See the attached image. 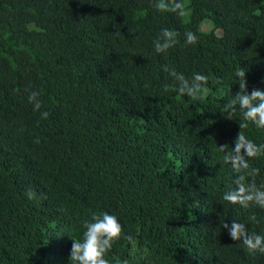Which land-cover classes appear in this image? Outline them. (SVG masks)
<instances>
[{
	"label": "trees",
	"instance_id": "trees-1",
	"mask_svg": "<svg viewBox=\"0 0 264 264\" xmlns=\"http://www.w3.org/2000/svg\"><path fill=\"white\" fill-rule=\"evenodd\" d=\"M155 2L0 0V264H69L101 212L122 225L109 264H264L222 228L264 235V209L223 200L236 174L217 147L240 131L224 118L236 71L264 90V0H184L182 17ZM164 28L179 36L157 53ZM163 66L207 75V95L181 96ZM249 163L264 183V156Z\"/></svg>",
	"mask_w": 264,
	"mask_h": 264
},
{
	"label": "clouds",
	"instance_id": "clouds-1",
	"mask_svg": "<svg viewBox=\"0 0 264 264\" xmlns=\"http://www.w3.org/2000/svg\"><path fill=\"white\" fill-rule=\"evenodd\" d=\"M154 7L157 11L175 13L181 17L187 11L184 0H156ZM178 36L179 33L174 30L162 29L159 37L154 41L155 51L166 52L177 43ZM184 38L186 45H192L198 40L197 35L192 31H186ZM163 70L169 72L174 78L178 94L187 97L189 101H197L207 95L209 90L207 75L195 73L189 79L167 66H163ZM235 75L238 78L239 91L232 95L225 105L224 118L235 120L234 118L239 114L242 117L239 121L240 131L233 141L234 147H230L227 143L217 147L219 152L224 154L223 162L231 166L236 178L233 182L235 187L225 191L222 198L229 204L243 208L255 205L264 209V183L258 185L255 180L260 170L249 163L253 158L264 156V144L257 145L242 131L248 128L249 123L264 129V90L253 88L249 93L245 68L240 67ZM217 83H221L219 78ZM164 91H168L167 86ZM27 100L34 111L41 109L42 101L38 91H29ZM48 116V112H41L42 119H47ZM35 142L39 143V140ZM26 195L29 199L37 198V194L31 189L26 192ZM250 219L255 220V217ZM83 227L81 239L71 238L69 264H109V260L105 258L106 253L122 235V225L118 219L107 212H101L93 214L91 220L84 221ZM222 228L228 231L233 241L241 242L249 253H264V235L250 233L245 223L233 220L231 225L224 222Z\"/></svg>",
	"mask_w": 264,
	"mask_h": 264
},
{
	"label": "rangeland",
	"instance_id": "rangeland-1",
	"mask_svg": "<svg viewBox=\"0 0 264 264\" xmlns=\"http://www.w3.org/2000/svg\"><path fill=\"white\" fill-rule=\"evenodd\" d=\"M203 27L206 29V28H208V25L207 24H204Z\"/></svg>",
	"mask_w": 264,
	"mask_h": 264
}]
</instances>
